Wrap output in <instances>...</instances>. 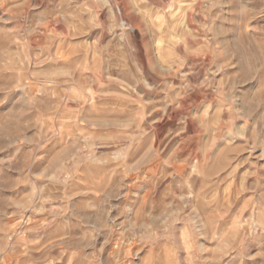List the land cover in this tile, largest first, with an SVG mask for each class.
I'll return each instance as SVG.
<instances>
[{
	"label": "rangeland",
	"instance_id": "374dc122",
	"mask_svg": "<svg viewBox=\"0 0 264 264\" xmlns=\"http://www.w3.org/2000/svg\"><path fill=\"white\" fill-rule=\"evenodd\" d=\"M0 264H264V0H0Z\"/></svg>",
	"mask_w": 264,
	"mask_h": 264
}]
</instances>
